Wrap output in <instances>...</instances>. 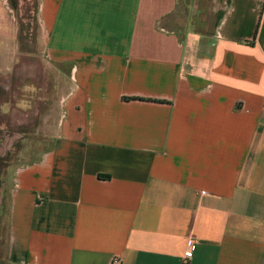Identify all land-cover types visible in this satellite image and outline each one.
I'll list each match as a JSON object with an SVG mask.
<instances>
[{
  "label": "crops",
  "instance_id": "crops-1",
  "mask_svg": "<svg viewBox=\"0 0 264 264\" xmlns=\"http://www.w3.org/2000/svg\"><path fill=\"white\" fill-rule=\"evenodd\" d=\"M177 7L37 0L24 33L0 0L1 121L61 122L11 173L6 264H264V0Z\"/></svg>",
  "mask_w": 264,
  "mask_h": 264
},
{
  "label": "rangeland",
  "instance_id": "rangeland-1",
  "mask_svg": "<svg viewBox=\"0 0 264 264\" xmlns=\"http://www.w3.org/2000/svg\"><path fill=\"white\" fill-rule=\"evenodd\" d=\"M175 26L180 32L187 30H203L209 7V0H179ZM15 16L21 23L24 33H37L36 6L37 0H9ZM57 110L53 107L50 129L52 136H44L43 130L48 123L35 122L28 124L2 122L0 117V264L4 261L8 239V214L10 198L11 173L19 166L27 165L31 160H37L54 144L60 132L61 122L56 121ZM45 126V127H44Z\"/></svg>",
  "mask_w": 264,
  "mask_h": 264
},
{
  "label": "built area",
  "instance_id": "built-area-1",
  "mask_svg": "<svg viewBox=\"0 0 264 264\" xmlns=\"http://www.w3.org/2000/svg\"><path fill=\"white\" fill-rule=\"evenodd\" d=\"M195 249H196L195 241L194 240H190L189 243H188V249H187V251L184 254V262L185 263H188L192 259L193 254L195 252ZM114 263L118 264V260L115 259Z\"/></svg>",
  "mask_w": 264,
  "mask_h": 264
},
{
  "label": "trees",
  "instance_id": "trees-1",
  "mask_svg": "<svg viewBox=\"0 0 264 264\" xmlns=\"http://www.w3.org/2000/svg\"><path fill=\"white\" fill-rule=\"evenodd\" d=\"M181 3H180V1L178 0V5H180ZM178 8V7H177Z\"/></svg>",
  "mask_w": 264,
  "mask_h": 264
}]
</instances>
